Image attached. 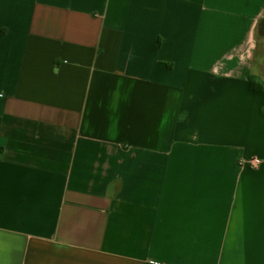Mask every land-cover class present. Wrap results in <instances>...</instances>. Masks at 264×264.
<instances>
[{
    "label": "crops",
    "instance_id": "obj_1",
    "mask_svg": "<svg viewBox=\"0 0 264 264\" xmlns=\"http://www.w3.org/2000/svg\"><path fill=\"white\" fill-rule=\"evenodd\" d=\"M0 264H264V0H0Z\"/></svg>",
    "mask_w": 264,
    "mask_h": 264
},
{
    "label": "built area",
    "instance_id": "obj_2",
    "mask_svg": "<svg viewBox=\"0 0 264 264\" xmlns=\"http://www.w3.org/2000/svg\"><path fill=\"white\" fill-rule=\"evenodd\" d=\"M259 162H260V161H258V160L256 161V163H259Z\"/></svg>",
    "mask_w": 264,
    "mask_h": 264
},
{
    "label": "trees",
    "instance_id": "obj_3",
    "mask_svg": "<svg viewBox=\"0 0 264 264\" xmlns=\"http://www.w3.org/2000/svg\"><path fill=\"white\" fill-rule=\"evenodd\" d=\"M254 85V84H253Z\"/></svg>",
    "mask_w": 264,
    "mask_h": 264
}]
</instances>
